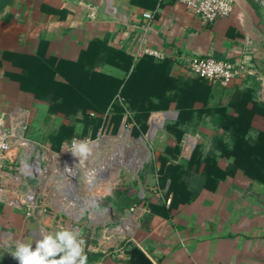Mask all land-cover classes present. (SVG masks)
<instances>
[{"label": "crops", "instance_id": "crops-1", "mask_svg": "<svg viewBox=\"0 0 264 264\" xmlns=\"http://www.w3.org/2000/svg\"><path fill=\"white\" fill-rule=\"evenodd\" d=\"M110 1V12L105 0L11 2L0 15V110L39 104L15 78L22 72V54L82 63L93 59L96 70L127 83L135 101L143 100L134 113L167 101L165 108L155 110L170 116L157 153L169 167L184 165L189 194L182 200L174 193L170 209L165 198L147 190L151 213L136 242L157 264H264V182L235 165V143L243 139L232 132L243 128L249 141L264 133V104L247 92L256 82L245 77L227 86L213 84L175 62L158 63L138 54L145 36L152 47L173 55L232 61L250 56L248 65L264 73V0H236L231 16L207 25L175 0ZM150 10L155 18L148 24L143 13ZM177 124L188 129L180 139L170 131ZM215 163L223 177L210 186L200 184L199 177ZM164 178H169L166 185ZM170 179L175 183L158 163L147 169L145 185L166 189ZM36 229L21 210L0 203V234L9 230L15 241L34 248ZM11 251L14 247L0 246V264H16ZM93 258L88 264L113 262L99 254Z\"/></svg>", "mask_w": 264, "mask_h": 264}, {"label": "built area", "instance_id": "built-area-1", "mask_svg": "<svg viewBox=\"0 0 264 264\" xmlns=\"http://www.w3.org/2000/svg\"><path fill=\"white\" fill-rule=\"evenodd\" d=\"M159 1L161 4L163 0ZM175 1L183 4L205 25L231 16L236 4V0ZM105 3L107 11H112L111 1L105 0ZM143 17L150 24L155 18V11H145ZM138 48L140 55L150 56L157 61L172 59L191 76L213 84L227 86L237 78L251 77L257 84L253 91L254 100L264 104V73L241 59L232 61L220 60L211 55H173L152 47L145 36L141 38ZM116 101L124 107L120 135L127 131L131 133L127 128L137 122L129 103L120 93ZM91 114L98 115L96 112ZM104 115L113 119L112 106ZM161 117L165 120L169 115H152V126ZM29 120L30 111L25 106L16 105L11 109L0 110V203L21 210L27 220L37 225L34 248L35 241L41 239V230L50 233L52 229L68 228L76 230L85 241V253L101 254L103 259L108 257L114 261L130 241L136 240L144 218L151 213L147 190L155 191L158 197L165 198V202L170 204L172 196L167 195L169 185L166 189L145 185L146 192L140 200L115 219L109 206H99L100 197L95 193L112 182L109 184L99 175L95 180H88L95 163L103 155H96L97 145L100 144L90 139L84 140L88 142L91 153L86 159H78L69 152L72 142H64L59 148H54L30 137ZM86 236L90 240L88 244ZM14 243L11 231L0 234V246L14 247Z\"/></svg>", "mask_w": 264, "mask_h": 264}, {"label": "rangeland", "instance_id": "rangeland-1", "mask_svg": "<svg viewBox=\"0 0 264 264\" xmlns=\"http://www.w3.org/2000/svg\"><path fill=\"white\" fill-rule=\"evenodd\" d=\"M1 1L2 0H0V3ZM8 5H0V15L3 14ZM35 98L38 100L39 104L26 106L30 111L28 134L30 137L46 143L51 147H60L64 142L70 143L73 142L74 139L79 141L90 139L100 144L97 145L96 155L100 156L103 154L101 156V158H103L106 152L113 153L116 152L120 146H124L126 143V139L124 138H126L127 134L129 135L128 138L135 141V143H142L143 140L145 141V145L149 151V157L146 161L142 165L133 164L131 167L121 165L118 174H115L112 178L103 179L107 180L109 184L112 182V184L104 185V188L97 189L95 192L100 197L98 201L99 206H109L113 211V217L115 219H118L127 208L140 200V197L145 191V176L147 169L153 170L154 165L158 163L161 168H163V166L166 167L169 174L171 173V176L175 178V183L172 185V189L175 190L174 192L180 195L181 198L188 196L189 191L186 190L188 177L185 173L184 165L181 164L177 167H169L168 161L161 160L157 153L158 149L162 147V144H158L157 140L163 135L164 131L166 132V129L162 127L163 117L157 119L158 123H160L159 125H162V128L152 126L151 118L154 114L164 116V114L168 113H164V111L150 112L149 110L145 111V109L141 111L135 110V113L132 111L133 117L137 123L133 127L127 128L131 130V133L127 131L120 135L122 123L114 117L113 119H109L105 117L104 114L94 116L90 111H84L77 104H68L54 94H49L42 98L35 96ZM134 114H137L138 117ZM174 116V114L171 116V120H175ZM168 120L170 121V119ZM166 121L167 119L164 120V123H166ZM170 131L175 138L180 139L185 137L188 129L177 124V126H174ZM257 138L258 135L256 136V139ZM208 146L209 145H207V147ZM214 146L221 149L220 145ZM165 147L167 149L171 148L169 144ZM244 148H255L259 151L262 147L258 143H253L244 144ZM251 153H253V151H251ZM98 161L97 163H99ZM194 168H197V166ZM116 179L118 182H116ZM53 230L55 231L56 229ZM86 239V243L88 244L90 241L89 237L86 236Z\"/></svg>", "mask_w": 264, "mask_h": 264}, {"label": "trees", "instance_id": "trees-1", "mask_svg": "<svg viewBox=\"0 0 264 264\" xmlns=\"http://www.w3.org/2000/svg\"><path fill=\"white\" fill-rule=\"evenodd\" d=\"M11 2L13 0H2L0 5L5 6ZM92 60L90 59L88 62L82 63L81 60L75 62L61 58L48 59L42 55L22 54L18 61L22 72L15 76V78L20 82L23 90L30 91L39 98L54 94L68 104H77L84 111L88 110L90 113L96 112L98 114H104L112 106L114 112L113 117L119 121H121L124 114V107L116 101L119 93L127 100L131 110L138 109L140 105H144L143 100L141 102H138V100L135 101V97L127 90V83H123V81L121 82L113 76L96 70V63ZM153 60L158 63L165 61L174 62L172 59H164L162 61ZM253 91L249 90L247 92L254 100ZM166 104H168L167 101L161 102L160 106H153L149 108V111L165 108L164 105ZM232 132L236 137H242L243 139L241 140L242 142L238 141L235 143V165L237 164L239 167L245 168L247 173L255 178V180L264 182V133H260L257 139H251L249 141L244 138L245 130L243 128H238ZM253 143L260 144L262 147L261 150L257 151L255 148H244V144ZM228 172H230V168L224 172V175L228 174ZM221 173V169L215 163L209 167L207 175L199 177V183L210 186L216 183L218 178L223 177V173ZM167 179L169 178H164V185H166ZM169 182L167 195L172 196V202L170 204V209H172L175 205L176 198L173 196L175 193L172 189L173 181L170 179ZM198 193V191L193 193V196ZM186 198L183 197L181 199L184 200ZM87 256L88 262L94 259V254L91 252H88Z\"/></svg>", "mask_w": 264, "mask_h": 264}, {"label": "clouds", "instance_id": "clouds-1", "mask_svg": "<svg viewBox=\"0 0 264 264\" xmlns=\"http://www.w3.org/2000/svg\"><path fill=\"white\" fill-rule=\"evenodd\" d=\"M69 152L76 158L86 159L91 153L87 141L72 142ZM41 239L33 244L15 241L10 255L19 264H88L85 241L76 230L62 228L54 233L41 230Z\"/></svg>", "mask_w": 264, "mask_h": 264}, {"label": "bare ground", "instance_id": "bare-ground-1", "mask_svg": "<svg viewBox=\"0 0 264 264\" xmlns=\"http://www.w3.org/2000/svg\"><path fill=\"white\" fill-rule=\"evenodd\" d=\"M164 121V120H163ZM157 120L153 122L154 127L160 128ZM126 135V143L124 146H120L116 152H106L99 163H95L94 170L90 173L88 180H95V177H102L103 179L112 178L115 174H118L121 165L125 167H131L133 164L142 165L149 157V151L145 145V141L142 143H135V141L128 138Z\"/></svg>", "mask_w": 264, "mask_h": 264}, {"label": "water", "instance_id": "water-1", "mask_svg": "<svg viewBox=\"0 0 264 264\" xmlns=\"http://www.w3.org/2000/svg\"><path fill=\"white\" fill-rule=\"evenodd\" d=\"M251 57L246 56L245 62L250 64ZM109 264H157L136 240L130 241Z\"/></svg>", "mask_w": 264, "mask_h": 264}]
</instances>
